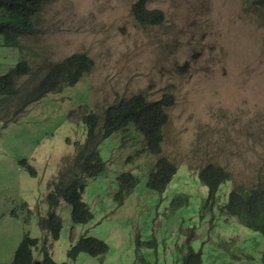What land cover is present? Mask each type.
<instances>
[{
    "label": "rangeland",
    "instance_id": "rangeland-1",
    "mask_svg": "<svg viewBox=\"0 0 264 264\" xmlns=\"http://www.w3.org/2000/svg\"><path fill=\"white\" fill-rule=\"evenodd\" d=\"M138 1L52 0L33 19L38 32L19 37L23 48L5 46L0 35V75L20 58L32 70L74 53L93 61L76 84L0 121V264L12 260L25 234L39 244L46 239L58 263L181 264L191 248L202 264H264L263 236L220 211L232 187L264 183V8L257 0H145L164 20L143 26L132 13ZM138 93L147 101L173 95L161 154L176 162V173L161 192L146 185L156 155L129 124L99 145L105 169L82 195L91 219L72 223L61 200L54 211L62 228L51 240L38 217L48 210L50 182L74 166V145L85 138L73 111L85 105L102 118L108 105ZM208 163L230 176L213 201L197 175ZM124 172L138 182L119 202L114 193ZM83 235L103 240L107 252L69 260L70 245Z\"/></svg>",
    "mask_w": 264,
    "mask_h": 264
},
{
    "label": "trees",
    "instance_id": "trees-1",
    "mask_svg": "<svg viewBox=\"0 0 264 264\" xmlns=\"http://www.w3.org/2000/svg\"><path fill=\"white\" fill-rule=\"evenodd\" d=\"M52 0H0V35L5 46L23 48L19 37L34 35L38 28L34 17L43 6ZM264 8V0H257ZM136 22L143 26L159 25L164 20L160 9H149L145 0H139L132 6ZM93 67L92 59L85 53H74L56 62L43 64L32 70L25 58L20 60L5 73L0 75V121H11L12 117L22 114L33 102L47 93L59 91L64 86L76 84L80 78ZM21 77H25L21 80ZM173 104V95H163L155 101H147L141 94H134L126 100L108 105L102 118L88 112L89 108L81 105L76 110L81 118L86 134L82 143L74 142L75 154L71 157L74 166L60 169L57 179L50 182L51 191L45 201L48 210L38 217L39 228L51 240H57L62 228V221L54 209L64 201L69 207L72 223L85 224L91 217L88 205L82 195L89 179L94 178L105 169V162L99 156L100 143L113 133L133 125L142 135L145 148L156 155L154 164L148 174L146 185L159 192L163 191L176 173L178 165L166 155L161 154L163 127L167 122L166 109ZM72 112L68 113L71 120ZM77 118V119H78ZM102 120V122H100ZM101 123L100 127L99 124ZM67 160V159H66ZM24 165V164H23ZM29 173L34 176L35 169L25 163ZM199 180L207 187L208 200L213 201L221 184L230 180L228 171L223 166L206 164L197 172ZM138 179L131 172L121 173L117 177L118 190L114 193L119 202L127 197L136 186ZM220 211L226 217L236 218L246 228L259 232L264 238V183L254 187H232ZM39 239L25 234L18 243L12 260L7 264H68L55 262L49 252L46 239L39 244ZM107 244L98 238L83 235L72 243L67 251V258L74 260L81 252L92 257L102 256L107 252ZM33 251L39 253L34 260ZM201 252L191 248L182 256L181 264H202ZM264 263V250L262 252ZM141 264H147L141 259Z\"/></svg>",
    "mask_w": 264,
    "mask_h": 264
},
{
    "label": "clouds",
    "instance_id": "clouds-1",
    "mask_svg": "<svg viewBox=\"0 0 264 264\" xmlns=\"http://www.w3.org/2000/svg\"><path fill=\"white\" fill-rule=\"evenodd\" d=\"M172 95V94H171Z\"/></svg>",
    "mask_w": 264,
    "mask_h": 264
}]
</instances>
